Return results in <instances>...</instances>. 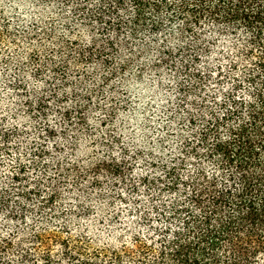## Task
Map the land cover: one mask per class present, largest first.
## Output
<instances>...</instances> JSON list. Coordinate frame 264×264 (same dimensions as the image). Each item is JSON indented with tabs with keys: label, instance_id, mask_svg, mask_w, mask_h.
<instances>
[{
	"label": "trees",
	"instance_id": "1",
	"mask_svg": "<svg viewBox=\"0 0 264 264\" xmlns=\"http://www.w3.org/2000/svg\"><path fill=\"white\" fill-rule=\"evenodd\" d=\"M33 3L0 264H264V0Z\"/></svg>",
	"mask_w": 264,
	"mask_h": 264
},
{
	"label": "rangeland",
	"instance_id": "2",
	"mask_svg": "<svg viewBox=\"0 0 264 264\" xmlns=\"http://www.w3.org/2000/svg\"><path fill=\"white\" fill-rule=\"evenodd\" d=\"M50 14L51 12L48 10L36 8L33 0H0V100L4 106L7 105V100L4 99L3 93L8 89L10 91V87L5 86V80H10V75L13 72H10V55L16 51L22 63H25L27 51L26 43L22 37L25 27L30 22L38 21L37 18L46 20L51 16ZM53 22L61 30L59 21ZM10 30L12 32L19 31V46L17 48L13 45L12 40L10 41ZM8 121L10 122L9 119Z\"/></svg>",
	"mask_w": 264,
	"mask_h": 264
}]
</instances>
